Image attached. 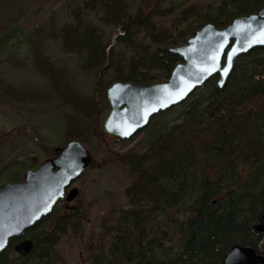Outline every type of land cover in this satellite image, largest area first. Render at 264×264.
<instances>
[{
  "label": "trees",
  "instance_id": "16d2710c",
  "mask_svg": "<svg viewBox=\"0 0 264 264\" xmlns=\"http://www.w3.org/2000/svg\"><path fill=\"white\" fill-rule=\"evenodd\" d=\"M21 1L11 7L9 18H0L1 50L9 47V39L10 45L19 46L38 34L29 30L36 11ZM163 2L169 3L168 26L156 21ZM263 2L86 0L84 5L101 14L99 24L79 19L60 26L57 36L93 74V94L73 93L51 68L53 91L66 99L77 119H89L93 133L104 135L107 115H101V106L107 104L112 82L168 79L182 60L171 47L185 43L207 22L225 26L236 15L258 11ZM217 79L213 75L185 101L155 114L138 132L145 134L140 149L112 152L108 160L118 161L130 173L125 187L129 204L114 210L102 238L87 246L91 264H225L234 244L264 251V234L252 230L264 212V46L240 55L224 86ZM65 132V142L77 138L87 143L73 123ZM52 150L46 149V155ZM97 163L94 158L91 166ZM38 164L35 157L5 160L0 171L7 175L0 182L22 180L27 169ZM63 201L26 230L24 236L34 241L31 252H18L19 237L13 238L0 253V264H59L62 235L67 230L81 234L88 221L80 207L61 210Z\"/></svg>",
  "mask_w": 264,
  "mask_h": 264
},
{
  "label": "rangeland",
  "instance_id": "374dc122",
  "mask_svg": "<svg viewBox=\"0 0 264 264\" xmlns=\"http://www.w3.org/2000/svg\"><path fill=\"white\" fill-rule=\"evenodd\" d=\"M15 1H1L0 18H9L11 7L22 2L14 4ZM24 1L32 13L36 11V16L31 19L34 26L29 30L38 34L29 39L31 44L27 39L14 46L10 45L13 40L9 39L10 48L0 49V164L11 158L30 161L34 157L40 163L50 155H46V149L69 139L65 132L69 122L85 133L87 143H84L98 163L88 167L75 180L73 185L79 188V194L72 201L64 199L61 210L80 207L88 215V221L81 234L67 230L62 235L57 254L59 264H91L87 246L102 238L104 224L114 220L113 211L129 204L125 193V187L131 181L129 170L118 161L108 159L113 158V151L140 149L145 134L137 133L122 140L105 131L104 135H97L92 132L89 119L81 116L77 119L66 99L53 91L51 68L61 79L67 80L70 91L83 97L92 96L93 74L85 69L78 55L68 51L57 34L60 26L76 23L79 19L80 23L99 24L101 14L84 5L86 0H36L34 5V0ZM196 1L207 5L215 0ZM168 6V2H163L162 10L156 16L157 23L170 24L171 15L165 11ZM17 14L18 10L15 20ZM113 31L108 29V37ZM107 104H102L101 115L108 114V100ZM6 175V171L1 170L0 180Z\"/></svg>",
  "mask_w": 264,
  "mask_h": 264
},
{
  "label": "water",
  "instance_id": "95a60500",
  "mask_svg": "<svg viewBox=\"0 0 264 264\" xmlns=\"http://www.w3.org/2000/svg\"><path fill=\"white\" fill-rule=\"evenodd\" d=\"M256 46H264V2L258 11L236 15L230 23L203 24L183 44L170 50L182 58L168 79L152 82L117 80L107 88L110 110L103 129L122 140L144 129L152 117L185 101L213 75L217 84L227 82L236 59ZM94 162L87 145L72 138L56 145L53 153L37 167L27 169L22 180L0 183V253L13 238L15 249L28 255L34 241L24 236L26 230L48 215L60 199L72 201L79 188L75 180ZM264 234V212L252 226ZM225 264H264V251L248 244H234Z\"/></svg>",
  "mask_w": 264,
  "mask_h": 264
}]
</instances>
